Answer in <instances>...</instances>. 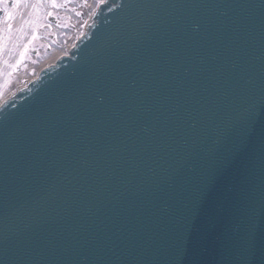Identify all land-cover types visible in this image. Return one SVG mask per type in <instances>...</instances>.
Returning a JSON list of instances; mask_svg holds the SVG:
<instances>
[{
  "label": "water",
  "instance_id": "water-1",
  "mask_svg": "<svg viewBox=\"0 0 264 264\" xmlns=\"http://www.w3.org/2000/svg\"><path fill=\"white\" fill-rule=\"evenodd\" d=\"M0 264H264V0H106L0 107Z\"/></svg>",
  "mask_w": 264,
  "mask_h": 264
},
{
  "label": "rangeland",
  "instance_id": "rangeland-1",
  "mask_svg": "<svg viewBox=\"0 0 264 264\" xmlns=\"http://www.w3.org/2000/svg\"><path fill=\"white\" fill-rule=\"evenodd\" d=\"M90 1H95L93 9L85 7ZM100 2L82 0V10L71 7L65 12L41 7L35 0H20L15 6L9 0L0 7L4 15L0 31L5 33V41L0 39V102L33 78L42 63L65 52L84 31ZM35 21L38 27L33 26Z\"/></svg>",
  "mask_w": 264,
  "mask_h": 264
},
{
  "label": "bare ground",
  "instance_id": "bare-ground-1",
  "mask_svg": "<svg viewBox=\"0 0 264 264\" xmlns=\"http://www.w3.org/2000/svg\"><path fill=\"white\" fill-rule=\"evenodd\" d=\"M65 53H66V52H62V53H59V54L55 55L53 58H51V59L47 60L46 62L42 63V64L40 65V67H41V66L44 67V66H48V65L53 64V62L55 61V59H56L57 56H59V55H65Z\"/></svg>",
  "mask_w": 264,
  "mask_h": 264
},
{
  "label": "snow or ice",
  "instance_id": "snow-or-ice-1",
  "mask_svg": "<svg viewBox=\"0 0 264 264\" xmlns=\"http://www.w3.org/2000/svg\"><path fill=\"white\" fill-rule=\"evenodd\" d=\"M13 6L18 5L20 0H12ZM9 3V0H0V7H3L5 4Z\"/></svg>",
  "mask_w": 264,
  "mask_h": 264
}]
</instances>
